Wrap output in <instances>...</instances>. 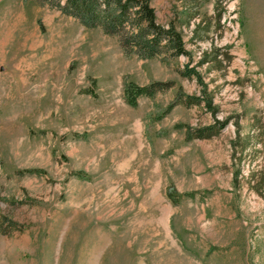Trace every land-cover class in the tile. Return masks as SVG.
Segmentation results:
<instances>
[{"label":"rangeland","instance_id":"rangeland-1","mask_svg":"<svg viewBox=\"0 0 264 264\" xmlns=\"http://www.w3.org/2000/svg\"><path fill=\"white\" fill-rule=\"evenodd\" d=\"M150 3L185 54L0 0V264H264V0Z\"/></svg>","mask_w":264,"mask_h":264},{"label":"trees","instance_id":"trees-1","mask_svg":"<svg viewBox=\"0 0 264 264\" xmlns=\"http://www.w3.org/2000/svg\"><path fill=\"white\" fill-rule=\"evenodd\" d=\"M63 13L72 15L87 27H101L108 34L117 36L125 51H135L141 57L171 56L185 54L182 35L173 25H163L156 19L150 0H39ZM183 76H199L193 65L186 64L180 69ZM169 81L154 80L143 87L148 95L157 89H165ZM178 97V96H177ZM202 97L189 94L182 102L186 105L198 104ZM224 122L197 126L190 130L193 137H208L224 126Z\"/></svg>","mask_w":264,"mask_h":264}]
</instances>
